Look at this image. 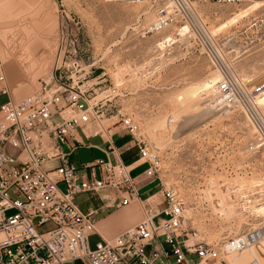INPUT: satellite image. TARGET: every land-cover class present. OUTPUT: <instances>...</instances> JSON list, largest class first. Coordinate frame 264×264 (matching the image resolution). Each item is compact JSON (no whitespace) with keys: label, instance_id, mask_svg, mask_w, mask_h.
Masks as SVG:
<instances>
[{"label":"built area","instance_id":"1","mask_svg":"<svg viewBox=\"0 0 264 264\" xmlns=\"http://www.w3.org/2000/svg\"><path fill=\"white\" fill-rule=\"evenodd\" d=\"M110 1L146 4L154 15L150 29L185 25V34L196 36L202 46L212 42L220 48L231 36L219 38L195 23L192 2L246 0ZM64 68L57 62L31 95L0 103V264H262L253 250L264 239L263 216L253 217L240 232L227 230L212 237L211 230L218 207L250 202L251 192L233 183V177L264 171V117L258 103L264 79L251 84L227 71L216 82L219 102L248 115L254 137L242 147L230 143L201 152L198 170L226 177L214 183L170 179L162 148L136 135V122L119 113L120 129L131 135L138 159L146 163L143 174L158 187V200L151 189L141 195L136 176L119 157L114 133L101 112L102 99L90 96L85 75H67ZM4 82L0 71L3 94L8 93ZM81 136L100 137L105 158L76 165L70 156L84 145ZM50 163L55 164L44 168ZM101 189L115 191L121 205L137 202L142 217L113 237L99 235L92 241L95 210L82 212L74 199ZM46 222L53 228L39 231Z\"/></svg>","mask_w":264,"mask_h":264},{"label":"rangeland","instance_id":"2","mask_svg":"<svg viewBox=\"0 0 264 264\" xmlns=\"http://www.w3.org/2000/svg\"><path fill=\"white\" fill-rule=\"evenodd\" d=\"M193 5L198 23L219 38L231 36L228 45L216 47L219 56L193 34L180 33V24L148 31L154 15L146 4L0 0L2 86L15 99L25 97L39 88L40 79L58 62L67 75H85L90 96L102 99L101 112L115 133V142L119 133L128 134L118 121L123 113L136 122V135L151 138L160 148L163 145V164L170 179L177 183L226 179L198 170L204 158L201 152L230 143L242 147L253 139L254 128L248 115L223 105L217 92H209L227 71L251 84L264 79V0ZM167 37L173 39L160 45ZM262 97L258 103L264 117ZM164 119L163 130L150 131ZM126 137L131 139L129 134ZM83 153L76 149L71 160L76 163ZM233 183L251 192L250 202L218 207L212 237L227 230L240 232L252 224L253 217L263 215L257 210L264 204V171L236 175ZM153 192L159 200L158 187ZM146 194L142 189L141 195ZM53 226L46 222L37 229L46 231ZM253 253L264 264V240L256 243Z\"/></svg>","mask_w":264,"mask_h":264},{"label":"crops","instance_id":"3","mask_svg":"<svg viewBox=\"0 0 264 264\" xmlns=\"http://www.w3.org/2000/svg\"><path fill=\"white\" fill-rule=\"evenodd\" d=\"M9 98H11L10 100L12 101L19 100L15 99L10 92L4 94L0 93V103ZM114 132H116V130ZM126 136H128V134H118L115 145L119 147V157L126 165H128L131 174L136 176V181L140 183L141 189L153 190L155 187L154 183H146L148 181H146L145 175L143 174L147 165L141 159H138V156L135 157L137 154L136 147L133 145L132 139ZM80 138L84 142V145L77 149H81L84 153L78 158L76 163L74 162L76 165L80 164L82 161L105 158V154L102 151L105 143L100 137L96 136L86 139L81 136ZM72 155L73 153L71 154L70 159ZM74 202L82 212H87L90 209L95 210L97 232L91 236L92 241L98 239L99 235L106 238L113 237L133 226L142 217V211L137 202L121 205L118 194L109 189H101L95 195L79 193L75 196ZM67 263L70 264L73 263V261Z\"/></svg>","mask_w":264,"mask_h":264},{"label":"bare ground","instance_id":"4","mask_svg":"<svg viewBox=\"0 0 264 264\" xmlns=\"http://www.w3.org/2000/svg\"><path fill=\"white\" fill-rule=\"evenodd\" d=\"M195 2H198V1H195ZM131 3V2H130ZM193 3L194 2H192V13H191V17L193 18V21L195 22V23H197V24H201V25H203V23L200 21L199 23H198V21H197V18H196V16H195V12H194V5H193ZM136 4H142V3H136ZM199 24V25H200ZM168 28V27H167ZM187 29V26H183V27H181V28H179V32L180 33H183L184 34V31ZM157 31V30H155L154 28H149V30L148 31ZM160 30V29H159ZM186 32V31H185ZM210 32V31H209ZM210 34H212L211 32H210ZM182 35V34H181ZM213 35V34H212ZM173 39V37H167L165 40H163V41H161V42H159V44L160 45H163V43L165 42V41H170V40H172ZM209 46H211V49H212V52L216 55V56H219V53H218V51H217V49H216V47H215V45L214 44H212V42L209 44ZM209 46H208V48H209ZM217 60V59H216ZM227 71V70H226ZM229 72V71H228ZM223 74V73H222ZM222 74H220V78L222 77ZM219 77L217 78V80H219L220 79ZM217 82V81H216ZM216 84H215V88H213L209 93H214V92H216ZM32 94V93H31ZM31 94H29V95H31ZM28 96V95H27ZM26 97V96H25ZM24 98V97H23ZM23 98H21V99H23ZM212 98V97H211ZM21 99H19L18 101H20ZM261 100L263 101L264 100V97H262L261 98ZM15 102H17V101H15ZM217 102V101H216ZM220 102H221V100H220ZM176 113V112H175ZM179 113H177L175 116H177ZM172 115H174V114H171V116ZM174 116V117H175ZM168 117V116H167ZM173 117V118H174ZM176 118V117H175ZM168 119H169V117H168ZM166 124H167V121H166V119H164V120H161L160 122L158 121V123L156 124V125H152L153 127H150V131H157V130H163L164 129V127L166 126ZM115 134V133H114ZM153 136V135H152ZM156 137V136H155ZM154 137V138H155ZM151 139V138H150ZM156 141H158V140H156ZM155 141V142H156ZM163 146V145H162ZM162 146H161V148H162ZM264 203V202H263ZM257 207V206H256ZM257 211H259V213H261V214H263L264 215V204L263 205H261V206H259V208H258V210ZM231 211H229L228 212V216L229 215H231ZM263 215H261V216H263ZM262 240H264V239H262ZM262 240H260V241H262ZM260 241H258V243L260 242Z\"/></svg>","mask_w":264,"mask_h":264}]
</instances>
